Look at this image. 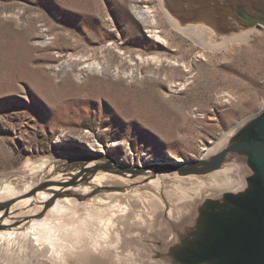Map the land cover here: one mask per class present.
<instances>
[{"label": "rangeland", "instance_id": "1", "mask_svg": "<svg viewBox=\"0 0 264 264\" xmlns=\"http://www.w3.org/2000/svg\"><path fill=\"white\" fill-rule=\"evenodd\" d=\"M171 1L215 38L228 30L220 0ZM133 3L153 9L165 43L147 35ZM261 32L209 46L172 26L158 0H0V196L13 191L6 174L88 149L124 165L198 159L264 106ZM26 240L0 239V264H56Z\"/></svg>", "mask_w": 264, "mask_h": 264}, {"label": "water", "instance_id": "2", "mask_svg": "<svg viewBox=\"0 0 264 264\" xmlns=\"http://www.w3.org/2000/svg\"><path fill=\"white\" fill-rule=\"evenodd\" d=\"M160 2L179 28L197 27L210 43L264 27V0H220L219 22L232 25H226L228 30L221 25L225 32L218 38L212 26L188 22L192 20L171 0ZM227 133L218 149L195 160L120 165L105 154L99 155L102 163L80 168L64 184L72 185L86 173L89 180L98 171L143 178L135 184L139 188L133 202L123 197L98 206L103 228L97 230L96 241L82 237L81 249L65 254L71 264H264V106ZM65 155L61 157L67 162H79ZM230 165L238 167L236 181L224 173ZM100 193L90 192L86 198Z\"/></svg>", "mask_w": 264, "mask_h": 264}, {"label": "bare ground", "instance_id": "3", "mask_svg": "<svg viewBox=\"0 0 264 264\" xmlns=\"http://www.w3.org/2000/svg\"><path fill=\"white\" fill-rule=\"evenodd\" d=\"M158 2L169 23L179 28L169 13L162 8L160 0H158ZM132 6L135 11L134 14L140 18L146 26L150 27L147 29V35L155 36V39L159 42L162 44L165 43L164 38L154 29L156 19L153 14V9L148 6L139 7L136 3H133ZM179 30L195 34L199 36L201 41H206V45H209L207 36L203 35V30L193 26L185 29L180 27ZM263 35L264 33L261 32L253 36L254 39H259V36ZM230 40L231 41H228V43H232L235 39ZM250 45V43H246L240 46H248L249 48ZM209 46L213 45L211 44ZM237 46L238 45L229 47L226 50V54L227 52L239 49L238 47L240 46ZM82 64V70L85 72L97 73L103 70L102 63L83 61ZM71 65L72 62L67 61L64 67ZM132 74L133 72H130V76ZM227 96L231 97V94H227ZM225 134H223V136ZM60 136L63 137L64 135ZM221 143H223V141L218 140L213 146L208 147L205 152L208 154L213 149H218ZM88 150L89 152L67 153L65 155L73 160L78 159L79 162H67L60 155L53 159H47L41 164L34 166L33 168L37 169L31 172L6 174L8 180H4L7 182L5 190H7V193H10L12 189L13 191L9 195L0 196L1 240L4 238L7 239L8 237L14 239L28 238L31 241L28 242V240H26L20 243H22V245L30 243L33 247L36 246L33 245L32 242L35 243L34 241H39V244H43V246L49 250L47 253L42 251L41 253L49 257L56 264H71V257H67L65 254L79 251L81 246H79L77 242L82 241V237H85L89 242L90 240L96 241L95 239L97 238L95 237H97V230H102V221L104 218L103 212L100 214V208L98 206L117 203L118 201H114L113 199L123 197L127 201L133 202V193L135 194L139 188V185L135 184L139 181L141 182L143 177L122 178L121 176L98 171L93 177H90L89 180L86 179V176H89V174L86 173L80 175V177L78 176L73 181L72 185L64 184V182L71 180L72 175L77 173L80 168L85 169V166L91 168L95 164L102 163L103 158L99 157V155L109 154L103 153L102 148ZM79 158L82 159L80 160ZM118 164L124 165L119 162ZM141 164H143V162L135 165L140 166ZM237 168V166L230 165L224 173L233 177L236 181L238 180V175L236 173ZM113 180L114 183H111ZM103 186H106V189H104ZM124 186L126 187L123 193L122 189ZM96 191L104 193H100L98 197L95 198H86V195L90 194V192ZM54 197H56L54 203L43 213L46 204ZM94 213H96V217ZM104 229L106 230V227ZM85 233L87 236H84ZM86 246H82V248H86ZM98 261L100 260H96L95 263ZM99 263L103 264L101 262Z\"/></svg>", "mask_w": 264, "mask_h": 264}]
</instances>
